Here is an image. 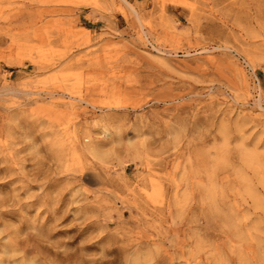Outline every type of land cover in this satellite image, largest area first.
<instances>
[{
	"label": "rangeland",
	"instance_id": "obj_1",
	"mask_svg": "<svg viewBox=\"0 0 264 264\" xmlns=\"http://www.w3.org/2000/svg\"><path fill=\"white\" fill-rule=\"evenodd\" d=\"M0 264H264V0H0Z\"/></svg>",
	"mask_w": 264,
	"mask_h": 264
}]
</instances>
